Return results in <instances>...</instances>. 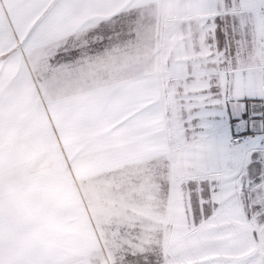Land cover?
Wrapping results in <instances>:
<instances>
[{"label": "snow or ice", "instance_id": "obj_1", "mask_svg": "<svg viewBox=\"0 0 264 264\" xmlns=\"http://www.w3.org/2000/svg\"><path fill=\"white\" fill-rule=\"evenodd\" d=\"M0 264H264V0H0Z\"/></svg>", "mask_w": 264, "mask_h": 264}]
</instances>
